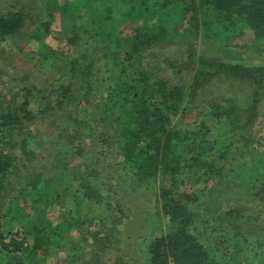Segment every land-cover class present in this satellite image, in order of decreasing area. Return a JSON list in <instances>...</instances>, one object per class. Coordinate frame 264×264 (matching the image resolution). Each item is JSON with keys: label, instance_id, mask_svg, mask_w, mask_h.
I'll return each instance as SVG.
<instances>
[{"label": "rangeland", "instance_id": "374dc122", "mask_svg": "<svg viewBox=\"0 0 264 264\" xmlns=\"http://www.w3.org/2000/svg\"><path fill=\"white\" fill-rule=\"evenodd\" d=\"M90 2L87 0L77 7L63 0H0V13L21 11L25 15L21 32L0 43V101L16 102L22 98L23 88L34 87L29 108L35 116L21 126H11L0 136V154L11 155V173L19 174L17 178L10 177L15 198L21 196L18 198L21 209L12 214L18 219L12 231L17 238L29 240L31 224L41 221L62 235L58 245H49L48 254L36 256L32 264L142 263L148 255L150 240L169 229L170 218L160 203V187L162 184L169 187V177L158 172L143 181L125 169L119 149L120 136L108 115L112 109L106 101L107 85L102 78L111 65L101 59L104 52L98 48H105V54L118 51L117 56L122 59L131 50L129 31L122 32L123 41L120 39L119 46H109L95 33L100 27L92 14L97 15V19H101L102 14L95 3ZM34 25H42L43 32L31 34ZM184 25L172 40L153 46L152 54H142V58L155 76L185 86L187 91L196 62H192L191 70L187 69L190 65H185L186 62L192 61L193 56L217 59L220 53L203 39V32H195L192 26L185 30L187 25ZM123 26L120 23L118 28L121 30ZM248 33L230 40L243 51L240 64L264 66V38L253 40ZM170 60L181 64L180 73L168 67L166 62ZM75 83L76 90L72 88ZM65 85L70 86L74 97H61V88ZM250 87V82L238 75L206 81L190 104L172 120L181 128L193 130L203 110L212 102L223 103L229 97L234 106L243 110L239 114L241 125L233 130H238V137L243 136L248 141L247 146L235 142L232 159H217L211 176L198 177L201 172L194 167L189 173L193 176L190 180L183 182L179 177L178 190L192 194L196 188H202L205 195L202 198L207 205L197 210L200 218L207 219L209 225L219 224L230 233L236 231L233 227L237 226L241 235L254 246L248 256L264 248V198H261L264 181L260 180L264 164V79L253 90L260 96L255 116L243 124L253 96ZM61 99H64L61 104L55 105V101ZM5 102L0 110L8 108ZM58 151L64 152L68 159L58 155ZM99 166L105 173L94 179L86 178L84 172L99 169ZM76 168L83 172L81 179L70 175ZM89 184L94 186L89 193L95 192L99 202L85 194ZM76 204L84 213L91 215L90 210L96 213L92 217L88 214L91 218L85 220V226H79L81 214L68 212ZM233 209L237 211L236 216L225 215ZM118 210H124L121 222L116 225L121 234L108 236L99 226L106 222V216L108 223L111 218L120 216ZM209 210L212 213H207ZM198 221L201 223L200 219ZM81 228L89 230L88 237L78 249H73L69 244L81 235ZM216 233L211 229L205 234L213 240ZM1 248L0 264H14L16 254H7ZM171 263L177 264L170 258L168 264Z\"/></svg>", "mask_w": 264, "mask_h": 264}, {"label": "trees", "instance_id": "16d2710c", "mask_svg": "<svg viewBox=\"0 0 264 264\" xmlns=\"http://www.w3.org/2000/svg\"><path fill=\"white\" fill-rule=\"evenodd\" d=\"M90 1L95 3L102 14L101 19H97L95 14L92 16L100 27L95 33L105 43L115 48L119 46L120 39H123L122 32L129 31L131 50L122 59L117 56L118 51H114L115 54H105V48H98L104 52L101 59L111 65L102 81L107 85V96L110 100L107 97L106 101H109L112 109L108 115L120 136L119 149L125 169L134 178L143 181L155 177L158 172H163L169 177V187L166 184L160 187L161 209L170 218L169 229L150 240L147 249L149 256L146 254L142 263L137 264H168L170 258L177 264H264V248L260 253L256 251L257 254L248 256L254 246L243 234L241 235L237 226L233 227L236 231L230 233L227 228L219 224L209 225L207 219L200 218L197 210H203L207 205V201L202 198H205L202 188H196L192 194L178 190L179 177L183 182L190 180L193 176L189 173L194 171V167L201 172L198 177L208 174L211 176L215 172L217 159H232L231 153L235 154L233 149L235 142H242V147L247 146L248 141L243 136L238 137V130H233V127L241 125L239 114H242L243 110L234 106L232 97H229L224 99L223 103L214 101L203 110L202 118L193 130L172 123L173 118L190 104L196 91L206 81L220 76L238 75L250 82L252 91L257 89L259 82L264 79V66H242L240 62L244 57L243 51L230 40L247 32L251 34L253 40L264 38V0ZM64 2L80 7L87 0H63ZM120 23L124 25L121 30L118 28ZM184 24L187 25L185 30L192 26L195 32H203V39L220 53L217 59L215 57L195 59L193 56L192 61L184 63L190 65L187 69L191 70L192 62H196L193 81L187 91L185 86L171 84L155 76L143 64L142 58V54H152L153 46L172 40ZM24 26L25 15L21 11L0 13V43L19 34ZM41 26L34 25L31 34L42 33ZM190 50L192 51L191 47ZM166 64L175 72H181V64L176 61L170 60ZM72 88L76 90L77 84L75 83ZM23 90L22 98L16 102L0 101V107L3 102L6 103L5 107H8L0 110V136L11 126L15 124L21 126L35 116L33 110L29 108L34 98L31 93L34 87L32 86L31 90L30 88ZM254 91L248 102L247 116L243 124L254 118L259 105V93L257 97ZM67 95L68 98L74 97L69 85L61 88V97ZM63 100L55 101V105L61 104ZM239 154H242V151ZM58 155L68 159L64 152L58 151ZM10 157L7 154H0V247L2 246L1 250L7 254H16L14 264H32L36 256L48 254L49 245H58L62 235L41 221L31 224L29 231L33 236L31 235L29 240L17 238L12 231L18 222L12 214L18 213L21 209L18 201L21 196L19 194V197L15 198L12 192L15 189L10 177L17 178L19 174L11 173L13 163ZM207 157L211 159L207 161ZM77 168L70 175L81 179L83 172ZM104 171L99 166V169L94 168L84 173L86 178L94 179L105 173ZM261 172L260 180L264 181V164ZM90 184L89 187L86 186L84 192L88 198L99 202L95 192L89 193L94 188ZM262 192L261 198H264V190ZM78 206L73 205L68 212L83 216V219H79V226L82 227L87 224L85 220L96 213L94 214V210H90L91 215L84 213L85 211L80 210ZM116 206L122 209L120 205ZM118 211L120 216L111 218L109 223L107 222L109 217L106 216V222H101L102 226H99L108 236L115 233L118 237L121 234L117 231L116 225L121 222L120 217L124 215V210ZM207 213L212 212L209 210ZM88 214L91 217H88ZM231 214L236 216L237 211L233 209L225 213L226 216ZM211 229L216 230L217 233L214 234L216 239L210 240L205 234ZM88 231L85 229L80 231L81 235L69 245L73 249H78L80 243L87 239Z\"/></svg>", "mask_w": 264, "mask_h": 264}, {"label": "built area", "instance_id": "2783aa9c", "mask_svg": "<svg viewBox=\"0 0 264 264\" xmlns=\"http://www.w3.org/2000/svg\"><path fill=\"white\" fill-rule=\"evenodd\" d=\"M171 264H173V263H171Z\"/></svg>", "mask_w": 264, "mask_h": 264}]
</instances>
